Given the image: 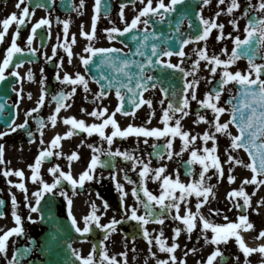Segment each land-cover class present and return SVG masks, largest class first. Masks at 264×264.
<instances>
[{"label": "flooded vegetation", "instance_id": "obj_1", "mask_svg": "<svg viewBox=\"0 0 264 264\" xmlns=\"http://www.w3.org/2000/svg\"><path fill=\"white\" fill-rule=\"evenodd\" d=\"M153 1L158 2V0ZM17 2L18 0H0V32H3L2 21L13 12L19 16L24 6H29L30 11L34 12V15L30 16L23 26H20V36L17 38V44L24 51L14 57L13 64L5 71L6 76H11L12 72H19L20 76L13 87L12 98L8 102L15 106L13 119L11 117V107L8 108L1 103L4 105L5 110L0 117V133L8 132V135L0 137V145L4 149L3 163H0V200L4 201V204L0 205V213H4V215L0 216V235L16 226L12 216L13 210L22 217L25 235L13 236L9 239L7 256L0 255V264H8V260L13 255L24 249H28V251L20 257V264H71L75 260L71 253V248L78 249L86 257L92 252L94 247L96 249L95 264H108V261L103 260L105 250H107L108 256H114L119 264H125V260L127 264H157L158 260H169V264H172L169 259L172 254L161 252L155 240L150 245L143 235V227L148 229L152 237L158 236L160 231L163 230V238L166 240L167 246H171L173 243L179 244L174 253L177 257L176 264H181V262H185V264H203L215 250L216 245L205 241L204 235H207L210 240L214 233L209 229L202 234V221L199 218L196 220L197 227L191 233L190 239L189 234L185 230V225L180 220L174 219L176 215L175 209H171L164 216V224L150 221L142 227L140 222L128 219L132 207L137 209L138 215H145V208L137 200V197L133 195V190L137 191L140 200L147 202L148 198L144 196L143 187L146 186L153 195L159 196L163 192L162 179L153 178L152 172L149 173L147 179H143L139 175L142 165L137 164L133 160H125L123 156L110 157L107 154L109 150L115 152L117 149L121 152H128L145 163L150 160L149 167L151 169L165 167V174L170 176L173 181L176 180L178 175L180 182L190 184L199 179V174L203 170V166L198 161L192 164L188 163L191 160V152L196 150L198 155H208L203 149L205 147L211 149L215 146L217 149L215 155L220 159L224 169V176L218 179L217 170L212 167L208 169L206 176L211 177V179L207 180V184L214 186V195H209L208 202L200 208V213L210 222L221 225L237 222L240 215L246 214L254 228L251 230H240L244 242L252 248L264 245V238H257L259 232L264 230V204L259 203L260 199L264 197V185H260L258 188L253 184L244 185L245 191L252 197L251 207L246 210L236 208L233 201L228 198V193L231 190H238L246 178L251 179L253 176L252 171L243 165L233 163L230 169L226 163L228 153L231 152L233 156L243 160L245 163L251 162L250 157L242 149L231 150L229 148L231 138L222 133H215V128L211 123L204 121L196 123L198 120L197 114L204 116L206 121L211 122L214 120L215 114L213 111L201 106L199 101L204 100L209 92L214 94L218 87L217 82L221 78L222 66L217 69L215 76H213L210 72V68L213 65H210L207 61L200 60L198 49L195 48L197 45L195 42H190L186 45L183 57L176 55L164 59L166 62L170 61L172 64H178L184 68L188 83L194 80L199 81V85L195 90L197 99H191L192 90H190L188 93L190 107L187 110L189 114L181 119L182 131H188L191 136L197 137L194 142L189 144L187 149H184V142L179 136L172 140L171 149L166 147L168 140L171 139L170 136L160 138L137 137L135 135H130L126 138L115 137L113 143L109 145L107 140L101 138L98 133L88 135V133L79 129H72L71 125L64 123V118L75 117L78 120H84L87 125L100 124L103 122V118L92 117L88 113L99 105L100 107L106 106L109 110L108 114H111L118 106L115 90L109 91L101 100L94 99L95 94L99 93L101 87L87 73L81 61V56L89 55V53L84 52L89 43L96 48L124 49L123 45L116 39L110 40L108 38L109 34L106 29L113 27L124 29L127 19L132 21L138 15L139 0H103V3L107 5V12L102 9L100 18L96 21L95 38L91 41L82 35V31L91 32L92 30L95 0H85L83 8H80V0H55L54 4L51 0H33L31 5H21L20 9L15 7ZM37 3L44 6L35 7ZM165 3H169V0H165ZM240 3V9L234 10L230 17L237 20L238 16H242V22H238V30L232 25V31L235 33L234 38L239 36L244 39L247 37L245 28L249 17L253 15L261 17V15L257 10H253L249 12L248 16H244V11L250 1ZM122 6H125L123 8V19L120 16ZM42 18L50 19L51 24L50 26L43 25L37 29L33 42L29 46L28 39L31 36V29ZM205 18L213 17L210 15L206 17L205 15ZM144 19H147V17ZM64 20L70 21L68 44L73 52L71 58H69L62 46H58L64 44V25L62 23ZM131 21L127 23L130 24ZM16 29L17 25L13 23L9 27L3 42H0V63L5 58L6 50L11 45ZM241 29L242 33L244 32L242 36H240ZM73 35L76 41L74 44L72 43ZM213 37L212 43L216 39ZM234 38L231 39L232 42ZM234 47L235 44L233 42ZM32 48L36 49V51L32 52ZM69 59H71V63H69ZM197 60H200L198 67L195 66ZM61 62L63 63L62 70L60 68ZM254 63L264 65V46H261L259 58ZM16 64H20V67H15ZM249 68L248 60L238 59L230 66L229 71L233 73L241 71L242 74H246ZM29 71L34 75L33 80L27 78ZM65 72L71 74L73 78H75L76 73L84 75L88 80L89 91L85 92L82 85L75 86V94L65 101V104L71 105V107L61 109L57 116V122L53 126L49 119L55 113V108L57 107V102L53 97L60 93H69L74 87L62 82V79H56L57 73L63 78ZM187 73L192 74L187 75ZM252 78H255L254 74ZM235 84L236 82L233 81L224 86L225 90L221 95L218 106H225L231 109L227 101L229 97H233L236 93ZM43 89L47 91L44 105L39 108L38 112L27 116L26 113L38 107L37 101ZM155 90L157 91L156 93H151L152 91H150L149 97L145 99L152 101L151 106L144 104L142 109L137 110L138 113L135 114L137 117L132 114H116L115 119L122 130L130 124L137 127L146 126L150 129H163L165 127L162 119L158 123L155 122V117L167 109L168 101L164 102L166 108L164 107L163 109L161 104L162 93L158 88ZM29 94H31V98H29ZM21 96L23 97L22 99ZM82 109L87 111H82ZM153 112L155 113L154 115L152 114ZM180 116V113L176 114V118H180ZM230 117L231 112L229 111L221 115L220 120L225 122L230 120ZM41 119L46 125L42 129L43 136H41L39 124ZM25 120L28 122L27 128H18L15 132L9 131L12 121L19 125L24 123ZM174 125L175 119L170 121L169 126ZM197 126L202 127L201 134V130ZM229 129L233 135L237 134L233 125L230 124ZM29 131L33 134L31 137L28 135ZM69 131H73L74 134L71 137L62 138L60 146L51 149L54 154L42 161L40 175L44 181L48 183L54 181L55 177L49 170L56 165H59L63 172L71 173L73 178L79 179L80 174L87 169L94 154L98 155L100 160L110 163L111 167L98 166L95 170L96 178L92 181H86L83 187L77 186L73 189L67 180H62L61 186H58L55 191V195L48 193L45 195L44 200L41 201L42 211L31 212L27 204L31 202L35 206V198L32 194L39 190L42 185L33 183L31 180L33 169L29 165L35 163L41 150L51 147V141L57 134L64 137L65 133ZM112 131L113 128L109 125L105 129V135H111ZM205 132L209 134L215 133L216 139L208 140L205 143L203 140ZM145 139H147V143L144 142ZM89 145H93L99 151L94 152V149L90 148ZM218 147L224 149L225 155L218 153ZM73 152L79 154V159L69 161L68 156ZM169 152L172 153L171 159L168 158ZM56 153H62V155H56ZM157 153L163 158H159ZM206 163L210 164L211 161H206ZM5 169L23 170L25 175L23 178L15 175L6 177L3 175ZM189 169L191 174H189ZM165 174H162V177ZM229 174L236 177L235 182H229L227 178ZM125 176L128 179H125ZM260 178L262 177H258V179ZM9 180L12 181V184L8 183ZM117 181L123 185V192L127 193L126 196H123L122 192L117 189ZM129 181H132V183ZM21 182L28 189L27 201L25 200V193L14 186ZM60 191L67 192V196H61ZM253 193L255 194L253 195ZM13 194H15L18 202V207L15 209L11 202ZM174 194L178 197L181 192L177 188ZM68 198H71L73 202L71 210L81 228L85 227L83 218L91 214L93 204L97 207L98 211L96 214L100 216V224L107 225L113 218L122 222L116 225V231L114 232L109 233L103 228L95 227L93 224L89 233H78L72 226L71 217L68 215ZM200 199L202 200L203 197ZM236 199L243 204L242 197ZM105 202L108 204L107 208L104 207ZM177 202L181 203L180 215L185 214L187 207H190L194 213L197 211L196 204L198 201L195 194L188 197L187 203ZM166 203H169V201L166 200ZM126 207L127 212L125 211ZM211 209L218 211L210 212ZM151 210L155 217H159L164 211L154 202ZM41 215L44 216L43 220L40 218ZM29 216L32 217L31 221L28 219ZM225 216L228 218L227 220ZM177 227L181 228L179 237H176L174 233V229ZM69 245H71V248ZM193 248L196 249L195 252L192 251ZM220 248L225 253L224 259L228 260V264H262V261H264V255L259 252H254L245 257L234 237L229 240L228 244L220 245ZM152 253H155V255H152ZM122 254H126V257ZM237 256L239 257L238 261L235 259ZM76 264H79V261H76ZM214 264H222V261L217 258Z\"/></svg>", "mask_w": 264, "mask_h": 264}, {"label": "snow or ice", "instance_id": "obj_2", "mask_svg": "<svg viewBox=\"0 0 264 264\" xmlns=\"http://www.w3.org/2000/svg\"><path fill=\"white\" fill-rule=\"evenodd\" d=\"M33 0H18L15 7L17 9L21 8V5H31ZM51 2L54 4L55 0H51ZM212 0H199V4L197 5L198 10L196 11V18L198 23L195 21L189 20V27H192L195 23V27L197 29V35L193 38L190 37L189 39L182 40V45H186L193 41V39L198 42L201 40L207 41L208 37L210 36L213 29L219 30V35L217 36L218 40H223L227 38H232V34L228 33L227 36H225L224 33V27L225 25L222 23H217L216 19L213 18H205L203 15V7H200L199 5L207 6L211 4ZM226 0H218V3L220 5L225 4ZM141 3H144V0H141ZM188 3V0H169V3H165V0H158L155 6H153V0H147L146 5L139 11L138 15L132 19L131 23H126V27L124 29H119L117 27H113L110 29H106L108 32V38L110 40L116 39V35H124L126 33L132 34L133 40H139L140 38L135 35V32L139 29V25L143 24L145 27L143 29L145 35L143 37L144 44H141L140 47H138L133 53V55H140L144 56L145 53L141 50L143 47L146 46L147 41L149 39L148 33V24L150 22V19L152 17H158L159 22H164L166 17L170 13H175L178 11V5H185ZM42 4H35V7H43ZM85 6V0H80V8H83ZM126 6V5H125ZM125 6L121 7L120 16L123 19L124 17V11L123 8ZM241 7L240 0H230L229 5L227 7V13L231 15L234 10H238ZM107 12V5L103 3V0H95L94 4V18H93V24H92V30L91 32L82 31V35L86 37L89 41L95 38L96 33V21L99 20L101 11ZM258 10L261 12H264V0H260L258 5H253L249 3L247 5V8L244 11V16H248L250 11ZM79 11V9H77ZM223 10L216 13V18H218L221 15V12ZM34 12L30 11L29 6H24L22 8V11L20 15L18 16L15 12H13L8 18H5L2 21L3 25V32H0V42H3L5 35L8 33L9 27L15 23L17 25L16 32L14 34V38L11 42L10 47L6 50V55L2 63H0V82H3L7 79V76L5 75V71L9 68L10 65L13 64V59L16 57L18 53H22L24 50L18 46L17 44V38L20 36V26H23L27 19L30 16H33ZM142 17H148L147 19H142ZM184 17L181 18V23L183 22ZM234 28L238 30L239 24L236 19H233L230 21ZM64 28V44L58 45L62 46L64 50L67 52L69 58L72 57L73 52L71 49V46L68 44V30H69V24L70 21L64 20L63 22ZM51 21L47 18H42L39 20L31 29V36L28 39V45L31 46L33 42V37L35 36L37 29L41 28L43 25H49L50 26ZM178 30V29H177ZM245 31L247 33L246 39H241L239 36H236L233 40L235 47L232 49L231 55L228 57V59H221L220 56H217L215 54L209 56L207 54V46L203 49H199V56L200 60L207 61L210 65H213L210 68V72L213 76H215L217 69L222 66V74L220 80L217 82L218 87L216 88L214 94L212 92H209L206 94V98L204 100L199 101L201 106L205 108H209L213 111L214 120L209 122L205 120V117L202 115H198V120L196 123H199L201 121L211 123L215 128V133H222L226 136H229L231 138V144L229 145L230 149L233 150H239L244 149L248 156L250 157L251 162L245 163L243 160L233 156L231 152L227 155L226 163L229 165L231 169V165L235 163L236 165H243L246 168H249L253 176L251 179H245L241 187L237 189H233L228 193V198L233 201V204L236 208H243L247 209L251 207V199L252 197L245 191L244 185L245 184H253L256 185L257 188L260 185H264V79H261L262 73H264V65L255 64L252 60V57L249 55V65L250 68L246 74H242L241 71H236L235 73L229 71V68L232 64L236 62L242 55H247L251 51V43L255 39L258 41L259 46H264V17H249L247 26L245 28ZM153 36H155V32L152 33ZM162 35V34H161ZM159 39V37H156ZM75 36L72 37V43L74 44ZM32 52H35L36 49L32 48ZM55 52V49H54ZM84 52L89 53L87 56H81V61L83 65L87 68L90 65L96 63L95 57L100 56L101 61L103 63L108 64L109 66L113 67L115 69V72L117 73V76L115 78H110L106 75H102L103 80L107 81L106 85H101V89L99 93L95 94L94 99L101 100L104 98L108 91L112 88H115V95L118 98V106L116 109L111 113L108 114V108L100 107L99 105L88 113V115L96 118H103V122L100 124H91L87 125L84 120H78L75 117H66L64 118V123L71 125L72 129H79L83 132L88 133V135H92L93 133H98L101 138L107 140V143L111 145L113 143V139L115 137H122L126 138L130 135H135L137 137L144 136V137H171V139L168 140L166 147L168 149L172 148V140H174L177 136H179L183 142H184V149H187L189 147V144L191 142H194L196 140V136H191L188 131H182L181 129V119H183L184 116H187L189 112L187 111L190 107L189 104V96L188 91H191V99L196 100V92L195 89L199 85V81L194 80L191 83H188L187 81L184 82V89L182 92V100L177 103H168L167 109L163 111L162 115V123L165 125L163 129L160 128H148L146 126L137 127L134 125H128L127 128L121 129L118 121L115 119V116L117 113H122L124 115H128L129 112L125 108V93L122 92V89L126 90L127 92L133 93L138 99L132 100V104L135 108H139L141 104H147L151 106L152 101L151 100H144L142 99L143 92L148 91L149 84L151 82V87L155 88L157 86L156 84V78L154 76L146 75V70L150 69L155 64H160L165 68H172L180 71L181 73L185 72V69L182 68L178 64H172L170 61L165 62L162 59H158L154 61L152 59L153 56H168L171 57L174 53L171 49H164L161 48L158 44L152 43L151 44V52L152 55L148 56L147 62H141L139 67V78L135 81L133 84V73L130 71L131 67L133 65H136L137 62L134 59H127L122 58V49L117 48H96L89 43V45L84 49ZM228 53V49L224 48L222 49V55H226ZM181 57L185 55L183 48H181L177 53H175ZM50 59V58H49ZM200 60H197L195 63V66L198 67L200 64ZM69 63H71V59H69ZM15 67H20V64H16ZM61 70L63 69V63L61 62L60 65ZM43 71V70H41ZM123 74L124 77L127 78V83L124 79H120V75ZM192 73H187V75H191ZM255 75V78L253 79L252 76ZM11 75L19 77V72H12ZM27 78L29 80L34 79V75L31 71L27 74ZM22 79V78H21ZM57 80H61L64 83L73 85L71 92L69 93H60L59 95L53 97L54 100L57 102V107L55 108V113L49 117L51 123L53 126H55L57 122V116L60 113L61 109L64 107H71V105H66L65 101L75 94L76 87L82 85L85 92L89 91L88 86V80L85 78L84 75H81L80 73L75 74V78L71 74H68L65 72L63 78L57 73L56 75ZM46 80V77H45ZM236 82L240 87V97L242 99V102L239 104H233L232 101H228L227 103L231 104V109L225 107V106H218V102L220 101L221 95L223 91L225 90V85L229 84L230 82ZM97 83H100L99 80L96 81ZM161 91L164 93L165 97L167 98L169 95L175 96V92H170L167 88H161ZM22 92V89H21ZM47 96L46 89L42 90V94L37 101L38 107L33 108L31 111L26 113L27 116H31L32 113L38 112L39 108L44 105L45 97ZM23 97L21 96V99ZM29 98H31V94H29ZM237 97H233L232 100H236ZM164 101L161 100V104H163ZM4 108L3 104H0V111H2ZM82 111H87L86 109H82ZM231 112V119L225 122H221L220 117L226 112ZM180 113V118H176V114ZM132 115L135 113L132 112ZM155 114L154 112L152 113ZM175 119V125L169 126L170 121ZM150 123V121H149ZM40 128H41V136H43L42 129L46 127L43 119L39 121ZM234 124L239 129L238 135H233L229 129V125ZM111 125L113 128V131L111 132V135H105V129ZM28 122L27 120L24 121V123L17 125L15 121H12V124L9 126V131L15 132L18 128L23 129L27 128ZM215 133L209 134L208 132H205L203 134V140L205 143H207L208 140H215L216 136ZM73 131H69L65 133L64 137H61V135L57 134L53 140L51 141V147L48 149H43L40 151L38 157L36 158V161L34 164L29 165L31 169H33V174L31 176V180L33 183L41 184L42 187H40L39 190L34 192L32 195L35 198V206L32 205L31 202L27 204L29 210L31 212H38L42 211L41 208V201L44 200L45 195L48 193H52L55 195V191L57 190L58 186H61L62 180H67L75 189L77 186L83 187L86 181H92L95 179V170L99 167H111V164L105 161L100 160V157L98 155H93L87 169L82 172L79 176V179L73 178L71 173H65L63 172L59 165H56L55 167L51 168L49 171L53 174L55 177L54 181L52 183H48L43 180V178L40 175V168L41 163L44 159L51 157L54 153L51 150L52 148H56L60 146V142L62 138L71 137L73 135ZM5 135H8V132H2L0 133V137H3ZM29 137H31L33 134L29 131L28 132ZM147 143V139L144 141ZM43 143V141H41ZM90 148L94 149L95 151H99L94 148L93 145H89ZM205 153H208V155H198V152L196 150H193L191 152V160L188 162L189 164H192L193 162H199L203 166V170L199 174V179L190 183V184H184L180 182L179 177L177 175V178L175 181L170 176H167L165 167H160L158 169H151L149 167V163H145L142 160H138L134 155L129 154L128 152H121L119 149H117L115 152H112L109 150L107 153L110 157L111 156H123L125 160H133L137 164L142 165L141 171L139 173L140 177L143 179H147L149 177V173H153V178L155 179H162V188L163 192L161 195L156 196L153 195L151 191L148 190L146 186L143 187V193L144 196H146L147 202L140 200L139 194L134 189L133 195L137 197V200L140 201V203L145 208V215H138L137 209L135 207L131 208V214L128 216V219L135 220L141 223V226L147 225L150 221H154L159 224H164V216L167 214L168 211L171 209H175L176 215L174 216V219L180 220L185 225V230L189 234V239L191 238V233L193 230L197 227L196 220L199 218L200 221H202V234L206 233L207 230L211 229V231L214 233L213 237L209 240L207 235H204V239L206 242L216 245L215 250L207 257L206 261L203 262V264H214L215 261H217V258H220L222 261V264H228V260L224 259L225 253L221 250L220 245L228 244L229 240L231 238H235L239 249L243 252L245 257H248L254 252H259L262 255H264V245H260L258 248H252L246 245L244 242L243 237L240 234V230H251L254 228V225L249 221V217L246 214L240 215L238 217L237 222H229L226 225L221 224H215L207 220L201 213L200 208L203 207L205 203L208 202L209 195H214L213 193V185L207 184V180H210L211 177L206 176V173L208 172V169L210 167L215 168L217 170V176L218 179L223 178L224 176V169L221 165L220 159L217 155H215L217 149L214 146L211 149H208L205 147L203 149ZM56 155H62V153H56ZM3 156H4V149L3 146L0 145V163H3ZM157 156L159 158H163L159 156V153H157ZM168 158H172V153L169 152ZM79 159V154L76 152H73L71 155L68 156V160H76ZM206 161H211V163H206ZM59 173V175H57ZM162 174L163 175L162 177ZM189 174H191V170L189 169ZM4 176H11L15 175L17 177L23 178L25 173L23 170H9L5 169L3 172ZM258 177H262L258 179ZM228 180L230 183L235 182L236 177L234 175L229 174ZM125 179H128L127 176H125ZM132 183V181H129ZM9 184H12V181H8ZM15 187H18L25 193V200L27 201V192L28 189L26 188L25 184L23 182L14 185ZM117 189L122 192L123 196H126L127 193L123 192V185H121L117 181ZM179 189L181 192L180 196H176L175 189ZM195 194L197 197V204L196 209L197 211L194 213L192 212L190 207H187L185 209V214L180 215V208L181 203L177 202H188V197ZM255 193H253L254 195ZM61 196H67V192L60 191ZM203 197L201 200L200 198ZM242 197L243 198V204L239 203L236 198ZM166 200L169 201V203H166ZM11 202L13 205V208L15 209L18 207V202L16 199L15 194L12 195ZM153 202L155 204H158L161 209L164 211L160 214L159 217H155L154 213L151 210ZM72 200L71 198H68L67 204H68V215L71 217V223L72 226L75 228L76 232L81 234L89 233L92 230L93 224L95 227L103 228L107 232H114L116 231V225L121 223L122 221L116 220L113 218L111 222L107 225L100 224V216H98L97 213V207L95 204L92 205V212L89 216H85L84 222L85 227L81 228L78 224V221L76 217L73 215L71 206H72ZM260 204H264V197H262L259 201ZM4 204L3 200H0V205ZM104 207L107 208L108 204L107 202L104 203ZM125 211L127 212V207L125 208ZM218 210L211 209L210 212H217ZM4 215V213H0V216ZM12 216L14 218L15 227H12L10 230L4 232L2 235H0V255L7 256L8 253V246H9V239L13 236H21L25 235V229L23 227L22 217L19 215L15 210L12 212ZM41 220L44 219V216L41 215ZM28 219L31 221L32 217L29 216ZM225 219L228 218L225 216ZM34 222V221H33ZM174 233L176 237H179L181 233V228L177 227L174 229ZM143 235L148 240V243L151 245L153 241L159 245V249L161 252H167L172 254L169 259L171 260L172 264H176L177 257L174 255L176 249L179 247V244L173 243L171 246L166 245V240L164 237L163 230L160 231L159 235L156 237H152L150 232L146 227H143ZM257 238H264V230L260 231ZM71 248V245H69ZM28 249H24L23 251H18L16 255H13L10 260H8V264H20V257H22ZM193 252L196 251L195 248L192 249ZM71 253L75 257V260L71 262V264H76V261H79V264H95V253L96 249L93 248L92 252H90L86 257L81 254V252L78 249L71 248ZM187 254V253H186ZM126 257V254H122ZM152 255H155V253H152ZM235 259L238 261L239 257H235ZM103 260L108 261V264H119V262L116 260V258L109 257L107 254V250L104 251L103 254ZM125 264H127L125 260ZM157 264H169V260H158ZM181 264H185V262H181ZM262 264H264V261H262Z\"/></svg>", "mask_w": 264, "mask_h": 264}, {"label": "water", "instance_id": "obj_3", "mask_svg": "<svg viewBox=\"0 0 264 264\" xmlns=\"http://www.w3.org/2000/svg\"><path fill=\"white\" fill-rule=\"evenodd\" d=\"M199 4V0H188V3L185 5H178V11L175 13H170L164 22H159L156 20H153L151 18V25L153 26V31L150 33H147L149 36V39L147 41V44L145 47H143L141 50L145 53L144 56H140L138 54L133 55L135 53L136 49L140 47L141 44H144L143 37L145 34H139V43L135 44L134 40L132 39V34H124L119 35V39L123 41L126 45H130V47L133 49L128 55H122V58L127 59H134L137 64L133 65L130 69V71L133 73V84L135 81L139 78V67L138 65L141 62L146 63L148 56L152 55L151 52V44L156 43L161 48L166 47L167 49H171L173 52L179 51L182 47V40L187 39L188 35H192L195 37L197 35V29L195 27V23L192 27H188L187 30L181 32V18L184 17L188 18L189 20L195 21L198 23L196 18V11L198 10L197 5ZM202 6V5H199ZM183 19V20H184ZM178 29V30H177ZM155 32V36L152 35V33ZM182 34L184 37L180 39L179 34ZM162 34V35H161ZM135 35H137L135 33ZM156 37H159L157 39ZM257 46V42L254 39L251 43V51H253ZM251 51L247 55H242L248 57L251 53ZM251 56V55H250ZM161 57V56H160ZM158 56H153L152 59L154 61L160 59ZM96 63L90 65L88 67L89 72L93 75V77L100 81V84L106 85L107 81L103 80L102 75L106 76H112L111 74H114L110 70H113L115 72V69L111 66H109L106 63H103L101 61V57L97 56L94 58ZM150 73L155 72L153 76L156 78V84H159L162 88H167L170 90V92H175V96L169 95V99L172 103H177L182 100V92L184 89V79L181 72L172 69V68H165L160 64H155L150 69L146 70ZM115 75L117 73L115 72ZM120 79H124L127 83V78L123 76V74H119ZM149 87H151V82L149 84ZM240 91L241 87L238 86V93H237V99L235 100V104H239L242 102V99L240 97ZM130 97L125 98V108H132L134 107L132 104V100L138 99L133 93H130ZM239 130V129H238Z\"/></svg>", "mask_w": 264, "mask_h": 264}, {"label": "rangeland", "instance_id": "obj_4", "mask_svg": "<svg viewBox=\"0 0 264 264\" xmlns=\"http://www.w3.org/2000/svg\"><path fill=\"white\" fill-rule=\"evenodd\" d=\"M244 1H250L251 4L253 5H258L260 0H240V2H244ZM229 0H226L225 4L220 5L218 3V0H212L211 4L207 5L204 8V14L206 15V17H208L209 15L213 17V19H216L217 23H222L225 25L224 27V33L225 36H227L228 33L232 34V38H227V39H223V40H218L217 36L219 35V30L218 29H213L210 36L208 37L207 41H202L201 43H199L198 45L195 46V48L199 49H203L205 48V46H207V54L209 56L215 54L217 56H220L221 59H228V57L231 55V51L233 48V42L231 39L234 38L235 33L232 31V24H231V20H233V17H230L231 15H229L227 13V7L229 5ZM147 0H144V3H141V0H139V11L146 5ZM156 1H153V6L156 4ZM221 15L216 18V13L221 11ZM258 11V10H257ZM260 13V15L262 17H264V12L258 11ZM237 21L239 23L242 22L243 18L242 16H238L237 17ZM142 19H144V17H142ZM131 19H127L126 22H130ZM244 34V32L242 33V29H241V34L240 36H242ZM212 36H214L213 38H216L213 43H212ZM212 43V44H211ZM227 48L228 49V53L226 55H222V49ZM197 50V52H198ZM162 114L158 115L155 117V122H160L162 119ZM199 128L200 134L202 133V127L201 126H197ZM218 151L220 155H225L224 150L222 147H218Z\"/></svg>", "mask_w": 264, "mask_h": 264}]
</instances>
